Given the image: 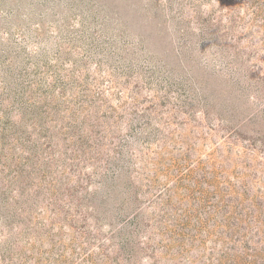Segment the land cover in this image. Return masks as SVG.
I'll return each mask as SVG.
<instances>
[{"label":"rangeland","instance_id":"1","mask_svg":"<svg viewBox=\"0 0 264 264\" xmlns=\"http://www.w3.org/2000/svg\"><path fill=\"white\" fill-rule=\"evenodd\" d=\"M0 264H264V0H0Z\"/></svg>","mask_w":264,"mask_h":264}]
</instances>
